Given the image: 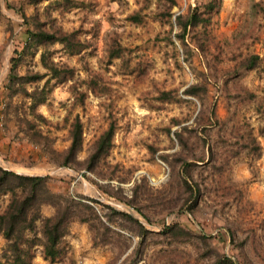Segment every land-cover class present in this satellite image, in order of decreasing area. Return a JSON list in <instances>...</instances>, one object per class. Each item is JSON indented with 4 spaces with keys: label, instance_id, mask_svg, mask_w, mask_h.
<instances>
[{
    "label": "rangeland",
    "instance_id": "1",
    "mask_svg": "<svg viewBox=\"0 0 264 264\" xmlns=\"http://www.w3.org/2000/svg\"><path fill=\"white\" fill-rule=\"evenodd\" d=\"M88 2L86 6L79 5L62 13L51 10L50 14L55 18V23L64 30L79 28V36L87 38L90 47L73 56L64 54L59 44L51 45L49 49L53 53L54 61L64 62L75 68V78H84L86 73L84 65L98 72L108 90L99 97L86 92L82 105H72V95L68 91L67 83L52 87L46 103L39 105L37 109L50 123L40 127L52 138V147L55 150L60 151L67 147L68 123L76 114L82 124V151L76 158L82 159L93 138L105 128L111 117L114 119L115 128L112 147L105 160L122 168L117 175L124 176L127 181L119 183L118 186L128 195L134 180L144 176L152 187V194H157L155 191L167 188L170 173H173L168 164L160 159L159 154H169L178 150L172 132L182 125H192L195 115L201 109L199 112L201 119L210 116L209 110H213L216 120L211 119L213 124L207 132V146L220 152L223 147L218 141L219 136L230 139L227 142L229 146L233 142L232 129L242 127L245 123L260 147V155L256 156L247 151L232 155V151L239 145L232 144L233 149L227 152L226 158L221 161L223 164L215 161L205 166L204 161L197 162L200 165L192 167L190 174L194 179H201L208 190L201 195L193 214L184 208L173 210L158 215V219L153 223L146 222L129 206L103 196L76 170L57 167L43 159L31 166L18 164L15 160L21 156L25 157L30 152V147L25 142L9 143L11 132L5 129L3 131L1 127L0 167L21 173L50 175L58 179L56 182L50 181L55 191L65 186L63 182L66 181L68 192L75 197L93 198L109 206L111 205L107 201L124 205L129 211L111 207L137 219L148 231L159 232L164 226L177 220L190 231L215 235L212 243L229 257L232 252H237L236 249H231L229 233L226 230L227 227H231L236 238L243 240V247L238 254L244 258L248 257L255 264H264V112L256 110V102L264 99V14L252 8L254 2H259L264 7V0H221L218 10L211 16L210 34L213 42L210 49L220 60L215 62L211 59L213 64L211 74L206 71L203 57L189 41V35L186 36V40L192 52L186 60L184 59L179 41L172 36L175 32L174 26L169 31V22L160 19L156 14L163 8L162 0H88ZM176 2L177 5L170 9L172 14L170 21L173 20L174 14L185 13L188 8L194 6L195 0ZM46 3L47 1H43L35 6L41 10ZM30 7L28 6L26 12ZM137 9L140 10L141 16L139 23L134 24L125 19L128 13ZM0 12L11 19L16 28L12 39H9L6 22L0 18V72L3 71L0 76L1 90L8 69V58L14 46L21 43L23 33L19 25L22 19L6 10L3 0H0ZM112 32L118 35L120 44L130 50L127 52L126 66L120 59H112L105 63L104 40L106 35ZM167 38H170L172 43ZM248 53L257 54L260 58L259 64L252 70L241 71L235 80L236 87L255 93L256 99L251 102L227 100V94L222 89V80L226 78L223 72L242 55ZM27 68L42 71L37 54ZM198 72L205 74L207 72L209 80L203 104L181 93L186 85L201 80ZM231 82L228 81L226 85L230 92ZM24 86L28 90L32 87L28 84ZM171 89L175 90L171 101L159 102L153 99L157 90ZM172 119L178 120L179 124H172ZM166 126L170 127L168 134L164 131ZM190 144L194 154H199L201 151L199 139L192 137ZM149 145L156 148L154 154L148 150ZM204 153L206 154L205 151ZM32 158L36 160L35 155H32ZM87 175L93 177L90 173ZM109 182L112 185L116 184L115 180ZM7 199V194L0 195V210ZM92 205L97 210L100 209L99 203ZM49 212L47 208L42 209L43 215ZM122 233L128 236L129 247L119 260L130 251L137 239L125 231ZM90 237L87 226L73 220L63 239L66 254L59 262L53 264H110L118 248L93 245ZM157 240V237H147L142 259L136 264H207L213 258L212 253L195 260L194 242L167 246ZM1 242L0 238V245ZM161 246L165 249L174 248L173 253L167 258L168 261H164L166 257L159 256L158 249ZM231 258L234 260V257ZM32 263L48 264L37 251Z\"/></svg>",
    "mask_w": 264,
    "mask_h": 264
},
{
    "label": "trees",
    "instance_id": "2",
    "mask_svg": "<svg viewBox=\"0 0 264 264\" xmlns=\"http://www.w3.org/2000/svg\"><path fill=\"white\" fill-rule=\"evenodd\" d=\"M43 1L47 3L39 10L35 5ZM162 1L163 8L156 14L160 19L169 22V31L174 26L175 32L172 36L179 41L184 59L186 60L192 52L186 40V36L189 35V41L203 57L206 71L211 74L213 69L211 59L215 62L220 61L218 55L210 49L213 42L210 34L211 16L218 10L221 0H195L194 6L188 8L185 13L174 14L172 21L169 20L172 15L170 9L176 6L177 2L176 0ZM87 3H89L88 0H3L4 8L22 19L19 25L22 28L23 39L12 49L0 90L1 129L11 132L9 143L25 142L30 147V152L25 157L21 156L15 161L20 165L31 166L43 159L48 164L76 170L103 196L129 206L148 223L155 222L158 215L182 208L193 214L201 195L208 190L201 179H194L190 174L192 167L200 165L197 162L204 161L205 166L215 161L221 162L226 158V153L233 149L232 144H239L238 148L232 151V155L240 151L260 155V147L245 123L242 127L232 129L233 142L231 145L227 146L230 139L219 136L218 141L221 142L223 149L216 152L206 145L207 132L213 124L211 119L215 120L214 112L209 110L210 116L201 119L199 112L202 110L199 109L192 125H182L172 132L178 150L169 154H159L160 159L167 163L173 172L170 173L167 188L155 191L157 194H152V187L146 177L140 176L130 186L128 195L118 186L119 183L127 181L124 176L117 175L122 168L116 163L110 164L105 160L112 147L114 119L111 117L108 119L105 128L93 138L82 159L76 158L77 154L82 151V124L76 114L68 123L69 142L64 150H55L52 147V138L41 129V125L50 123L37 107L46 103L54 85L68 84V91L72 95V105H82L86 92L99 97L108 90L98 72L84 65L86 71L84 78H75V68L67 63L54 61L53 53L49 49V46L59 44L64 54L73 56L90 47L87 38L79 36V28L64 30L55 23V18L50 14L51 10L62 13L79 7V5L86 6ZM28 6L31 7L26 12ZM252 8L264 14V7L259 2H254ZM139 12L140 10L137 9L128 13L125 19L137 24L141 21ZM0 18L5 20L8 37L12 39L16 29L13 21L1 12ZM167 39L172 43L170 38ZM129 51L120 44L115 32L106 35L103 46L105 63H109L112 59H120L126 66ZM36 54L42 71L27 68ZM259 60L257 54L248 53L242 55L237 62L224 70L223 74L226 78L222 80V89L227 94V100L255 101L256 94L236 87L235 80L238 79L241 71L256 68ZM198 76L201 80L186 85L181 93L203 104L209 80L207 72L206 74L198 72ZM228 81H232L229 87L231 92L226 86ZM25 84L32 85V87L28 90ZM174 92L173 89L157 90L153 99L159 102L171 101L175 95ZM15 97L18 98L15 100ZM256 110L264 112L263 98L260 102H256ZM172 124H179V121L172 119ZM164 131L168 134L170 127L166 126ZM199 133L202 134L199 135ZM192 137L199 139L201 145L199 154H194L191 147ZM147 148L151 154L156 151V148L150 145ZM32 155H35L36 160H33ZM87 173L93 177H89ZM56 180L58 179L50 175H22L0 167V195H8L4 207L0 210V238L2 240L0 264H33L32 259L36 251L48 264L59 262L66 254L63 239L73 220L87 226L93 245L100 244L118 248L110 264L139 262L142 259L148 236L157 237V241L160 240L159 243L167 246L194 242L195 260L213 253V258L207 264H255L248 257L244 258L238 254L243 247V240L236 238L231 227H227L226 230L229 233L231 249H236L237 252H232L229 257L212 243L215 235L190 231L177 220H173L159 232L148 231L137 219L127 213L117 211L93 198L73 196L68 192L66 181H62L65 186L55 191L50 181L56 182ZM99 180H104V182ZM110 180H115L116 184L112 185ZM92 203H99L100 209L97 210ZM43 208L49 209L50 212L43 215ZM122 231L128 235H134L137 239L130 251L119 260L122 253L129 247V238ZM173 250V247L165 249L161 246L158 249L159 256L166 257L164 261H168L167 258ZM231 257H234V260Z\"/></svg>",
    "mask_w": 264,
    "mask_h": 264
},
{
    "label": "water",
    "instance_id": "3",
    "mask_svg": "<svg viewBox=\"0 0 264 264\" xmlns=\"http://www.w3.org/2000/svg\"><path fill=\"white\" fill-rule=\"evenodd\" d=\"M2 168H4V169H7V170H10V171H13V172H15V173H17V174H22V175H29V176H34V174H32V173H21V172H17V171H14V170H11V169H9V168H5V167H2ZM77 176H80L79 174H76ZM111 206H113V207H116V208H121L123 211H129V208L128 207H126V206H124V205H121V204H118V203H116V202H112V201H107ZM141 221V220H140ZM142 222V221H141ZM144 225H147L145 222H142Z\"/></svg>",
    "mask_w": 264,
    "mask_h": 264
},
{
    "label": "bare ground",
    "instance_id": "4",
    "mask_svg": "<svg viewBox=\"0 0 264 264\" xmlns=\"http://www.w3.org/2000/svg\"><path fill=\"white\" fill-rule=\"evenodd\" d=\"M2 72H3V71L0 72V76H1Z\"/></svg>",
    "mask_w": 264,
    "mask_h": 264
}]
</instances>
